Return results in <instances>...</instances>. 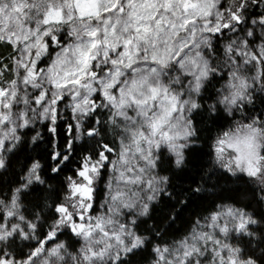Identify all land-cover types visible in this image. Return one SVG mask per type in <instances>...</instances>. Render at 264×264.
<instances>
[{
	"label": "snow or ice",
	"instance_id": "obj_1",
	"mask_svg": "<svg viewBox=\"0 0 264 264\" xmlns=\"http://www.w3.org/2000/svg\"><path fill=\"white\" fill-rule=\"evenodd\" d=\"M250 3L260 4L264 0H232L228 6L221 0H60L59 3L0 0V20L9 25L0 23V42L16 45L19 52L14 69L17 79L5 84L3 69H0V153L17 147L22 140L19 130H31L30 126L38 121L46 120L48 131L58 134L61 104L70 121L65 131L72 135L67 150L74 152L75 142L82 136L99 146L86 151L88 154L76 172L80 180L67 177L69 191L64 199L71 203L55 204L57 218L43 239H37V225L31 222H27L26 227L11 221L5 224L7 218L17 215L14 210L18 209V197L12 196L10 207L5 205L6 213L0 216V243L9 241L10 237L14 243L15 234L24 240L37 239L38 246L27 255L21 251L20 259L0 246V264H38L45 251L63 260L64 244L46 249V242L65 228L85 241L81 254L71 257L75 264H124L121 254L135 256L138 249L147 250L150 241L135 231L137 218L149 216L152 202L158 198L171 196L166 188L169 177L154 170L161 167L165 146L174 155L175 165L182 167L185 144L176 141H185L191 132L187 125L181 128L172 123L179 119L174 113L182 117L188 110L187 101L175 91L169 95L170 89L165 86L162 89L165 103L157 112L149 107V101H156L161 89L151 88V96H144L138 93L137 80L133 77L148 72L152 76H163L169 68L180 70L183 80L191 77L192 90L199 92L202 82L218 71L210 64V54H217L213 38L230 32L232 36L226 38L223 55L227 64L235 66L231 75L238 83L230 85L235 91L221 103L236 105L244 100L248 97L249 85L239 75L241 66L264 65V14L252 19L250 27H241L248 23L246 11ZM126 12L133 17L132 27L121 25ZM61 32H65L68 42L59 35ZM42 57H49L47 67L40 66L44 62ZM69 63H72L71 70L66 67ZM176 83H181L179 77ZM105 111L109 113L108 124L114 131L119 129L116 131L118 152L103 140L107 127L104 121L95 118L97 113ZM244 127L248 129L247 134L231 140L228 146L236 153V167L264 183V155L260 154V145L256 143L257 135L264 128L247 124ZM38 139L39 133H36L32 140ZM225 143L224 139H219L220 146L215 151L221 153ZM111 154H115L116 159H111ZM69 157V151L55 153L52 158L58 163L52 171L58 172ZM5 167V158L0 155V169ZM40 168L38 161L31 163L15 192L22 193L35 182L44 183L38 174ZM105 168L118 173L117 182L140 185L141 190L126 199L127 194L118 188L110 196L113 203L108 214L92 216L89 214L93 208L89 203L93 199L92 185ZM126 173H134V176ZM121 216H125L124 221L119 219ZM127 216L132 219L127 220ZM221 217H230L234 225L230 228L228 222L218 224ZM19 221H24L22 215ZM251 223L254 221L243 210L227 207L223 212L212 214L209 227L217 228L225 237L230 231L251 236L248 231ZM99 245L102 247L97 248ZM151 251L155 255L153 264H205L209 254L212 259L208 264H253V260L245 261L240 257L239 248L203 230L193 229L190 237L181 240L178 247L154 246ZM42 264L49 261L45 259Z\"/></svg>",
	"mask_w": 264,
	"mask_h": 264
},
{
	"label": "trees",
	"instance_id": "obj_2",
	"mask_svg": "<svg viewBox=\"0 0 264 264\" xmlns=\"http://www.w3.org/2000/svg\"><path fill=\"white\" fill-rule=\"evenodd\" d=\"M221 2L228 6L232 0H221ZM258 14H264V3H250L246 11L248 23L243 26L250 27L251 20L259 18ZM59 35L63 37L65 43L68 41L69 38L66 37L65 32ZM225 38L226 32L224 35L215 36L212 40L217 54H210V64H214L218 71L214 76L210 75L203 81L202 92L197 97L202 106L201 109L188 114V118L193 120L196 135L190 137L189 146L182 150L186 157L184 165L177 169L173 158L165 149H162V164L155 169V172L169 177L166 188L171 196L164 195L158 198L152 202L153 207L149 216L137 218L135 231L137 235L146 237L150 241L147 244V250L138 249L135 256L122 254L121 259L124 264L150 263L153 259L152 247L174 243L187 233L194 221L202 219L220 205L237 207L259 221L256 226H248L251 236L233 233L228 237V243L242 249L240 252L242 259L253 258L258 261V264H264V185L244 173L233 174L220 167L213 151L216 138L237 122L254 120L259 127L264 128V65H259L260 89L250 93L248 100L234 108L229 115L216 100L217 91L225 79V72L221 65V42ZM54 53L55 51L52 55ZM14 55L15 50L12 44L7 41L0 42V69H3V79L12 78ZM42 60L44 62L40 66L44 67L49 57H42ZM212 106L215 107L214 113L211 111ZM61 117L58 121V134L48 131L46 120L34 123L30 126L31 130L20 129L18 134L22 136V140L11 152H4L3 157L7 166L5 169H0V201L5 202L20 186L21 178L26 175L31 163L37 161L40 163L41 168L38 174L44 183L35 182L18 194L19 211L28 222L37 225L35 231L37 239H43L46 236L57 218L54 206L65 200L67 177L72 176L79 180L76 172L83 163V157L88 154L86 151L99 148L95 141L82 136L75 142L77 147L74 152L67 150V142L72 139V135L65 129L70 121L64 115V110L61 112ZM107 117L108 115L103 112V114L97 113L95 118L104 121L107 126L102 134L103 140L116 148V131L113 130L112 125L108 124ZM36 133H39V139L33 142L32 137ZM97 139L101 138L97 137ZM66 151H69V160L60 166L58 172H53L52 168L58 163L52 158L53 155ZM157 155H160L159 151ZM105 170L106 168L102 170L100 178L94 179L93 206L101 196V183ZM196 188L200 191H194ZM0 216H3L1 206ZM37 239L22 240L16 235L14 243L10 240L5 251L10 252L16 259H20L21 251L27 255L30 249L38 246ZM54 242L63 243L69 251H75L78 246V239L67 228L59 231L52 241L46 242V246Z\"/></svg>",
	"mask_w": 264,
	"mask_h": 264
},
{
	"label": "rangeland",
	"instance_id": "obj_3",
	"mask_svg": "<svg viewBox=\"0 0 264 264\" xmlns=\"http://www.w3.org/2000/svg\"><path fill=\"white\" fill-rule=\"evenodd\" d=\"M241 27L246 28L243 25H241ZM256 31H257V33L259 35L260 30H259L258 27H257ZM231 36H232V33L226 32V38L227 37H231ZM226 38L221 42V47H222V63H221V65H222V69L225 72V79L221 83V85H220V87H219V89L217 91L216 100H217L218 104L224 109V111L227 112V113H229L234 108L240 106L244 102V100L238 101L236 105H229L227 103H221V101L223 100V98L225 96H230L231 93L233 91H235V89L233 87H230V85L237 84L238 83V81H235V80L232 79V75H231L232 71L235 70V66H232V65L227 64L226 61H225V57L223 55V47H224V44L226 43ZM257 43H259V41H257ZM12 46L14 47L15 55L12 58V75H11L12 78L11 79H17L18 77L15 75L14 69H15V60L19 56V52L17 51V46L16 45L12 44ZM254 47H255V45H254ZM54 56H55V53L52 55V57H54ZM44 67H47V64ZM239 75L241 76V78L245 79L246 80V83L249 85V87L246 90L247 93H248V96L250 95V93L255 92V91H257V90L260 89V86L261 85H260V80H259V77H260L259 65H253V64H249V65H246V66H243L242 65L241 66V69H240V72H239ZM11 79H9V80H11ZM191 79H192L191 77H188L187 80H185V82H188ZM3 80H4L5 84L7 83V81H9L6 78L3 79ZM64 103L66 104V103H68V101L66 100V101H64ZM17 107H20V106L18 105ZM60 109H61V112L64 110V105L63 104L60 105ZM105 113L107 115H109L108 112L105 111ZM177 114L178 113H174V115H177ZM252 122H253V120L248 121V122H243V123L248 124V123H252ZM238 123H240V122H237V123L233 124L225 132L234 130L235 126ZM255 126L256 127H259L257 123H255ZM116 131H119V129H117ZM225 132H223L222 134H220L216 138V140L214 141V143H213L214 156H215V152H216L215 151V148L218 147V146H220V145L217 144V141L219 139H224V133ZM116 141L117 142H116V148L115 149L118 152L119 151V138L118 137H117V140ZM176 143H178V144L179 143H185V141L177 140ZM189 143H190V140H189ZM221 147L225 148L226 151L228 153H231L233 156L236 154L233 149L226 148V145H223ZM163 149L166 150V152L168 153V155H170L173 158V160L175 159L174 155L167 150L166 146ZM3 154H4V152L3 153H0V155H3ZM111 159H116V155L115 154H111ZM224 169H226L227 171H229L227 168H224ZM154 172H155V170H154ZM229 172H231V171H229ZM236 173H244V172L236 171ZM244 174H246V173H244ZM126 175L129 176V177H132V176H134V173H126ZM116 176H118V173H113L108 168H106V170L104 172V178H103L102 183H101V196H100L99 200L97 202H95L93 208L89 210V214L90 215H92V216L107 215L108 214V209H109V207L112 206V203H113L111 201V199H110V196L112 194H115L118 188L120 190H123L127 194L126 197H125L126 199L129 198V197H131V194L132 193L139 192L141 190V186L140 185H136V184H127V185H125L124 181L117 182ZM109 185H111V188H109ZM92 187H93V185H92ZM68 191L69 190L67 188V192ZM14 194L17 195V197H18V194L14 190L12 192L10 198L7 201H5L4 204H0L1 209H2V212H3V215H5L6 210H7L6 207H5V205H7L8 207H10V205H11V198H12V196ZM64 202L69 203V204L71 203L70 201H65V200H64ZM17 203H18V199H17ZM89 203H92L93 204V199H92V201H89ZM227 207H232L234 209H239V208L234 207V206H231V205H220L214 211H212L209 214H207L206 216H204L202 219L194 221V223L192 224V226L190 227V229L187 231V233L185 235H183L181 238H179L178 240H176L174 243H170V244H167V245H158V246L161 247V248H163V247H169V248L178 247L179 246V242L181 240L185 239V237H190L193 229H195L196 231L203 230V231H207V232L213 233L217 238L221 239L224 243H228V237L230 236V234L237 233V232L230 231V233L228 234V236L225 237L223 234L219 233V231H218L217 228L209 227V225L211 224V216H212V214L223 212V211H225L227 209ZM14 211L17 212V215L15 217H12V218H7L4 221L5 224H8V222L11 221L12 223H21V226L22 227H26V224L25 223L19 221V215H21V213L19 211V208L16 209V210H14ZM123 211H124L125 215H127V210L125 209ZM245 214L248 215V213H246V212H245ZM76 219L78 220V217ZM119 219L121 221H124L125 220V216H121ZM131 219H132V216H127V220H131ZM225 222H228L229 223V227L230 228L235 223V221H232V219L230 217H221V218L218 219V222L217 223L222 225ZM76 238L78 239V246H77V248H76L75 251H69L66 248H64V249L61 250V255L64 257L63 260L59 259L58 257L49 256L48 255V252L45 251L44 253L41 254L40 259L38 261V264H42L43 260H45V259H47L49 261V264H75V261H73L71 259V257L80 255L81 254L82 247L85 246V241L82 238H79V237H76ZM96 238L99 239L100 238V234H98L96 236ZM31 240H33V239H31ZM59 243H61V242H54V243L46 246V249H51V248L55 247L57 244H59ZM99 247H102V245L97 246V248H99ZM209 248H211V245H209ZM32 249H30L29 252ZM223 255L225 257H227V253L226 252H224ZM154 259H155V255L153 253V259L148 264H153ZM211 259H212V257L209 254L208 255V261H211ZM208 261H206L205 264H208ZM84 264H87V262H84Z\"/></svg>",
	"mask_w": 264,
	"mask_h": 264
},
{
	"label": "clouds",
	"instance_id": "obj_4",
	"mask_svg": "<svg viewBox=\"0 0 264 264\" xmlns=\"http://www.w3.org/2000/svg\"><path fill=\"white\" fill-rule=\"evenodd\" d=\"M48 2L59 3L60 0H45V3H48ZM120 22H121V25L124 27L134 26L133 17L129 16L127 12H126L125 16L121 19ZM0 23L4 24L6 27L9 26L6 21L0 20ZM72 60L74 62V58H72ZM66 67L68 68V70H71L72 63H69L68 65H66ZM178 77L180 78L181 83H183V85H184L183 87H181V83H176V80ZM133 79L137 80V91H138V93H143L144 96H148V97L151 96V92H150L151 88L159 87L161 89V93H160V96L158 97V99L156 101H151V100L149 101V107H153L155 109V111H157V112H159L162 109V107L165 103V101L163 99V91H162V89L165 86H167L170 89L169 95L172 94V91H175L176 94H178L182 97L183 101H187L186 108L188 110H186L183 113L182 117H181V114L178 113L176 115V117H178L179 119H174L172 121V123L177 124L181 128L184 127L185 125H187L188 129L191 132V135L185 140L184 144H185V147H188L189 146V138L196 135V132L193 129V120L188 118V114L194 113L196 110H199L202 107L201 104L199 103L197 97H199V95L202 92L203 82L201 84V88H200L199 92H194L192 90L191 85H190V81L185 82V80H183V72L180 70H172L171 68H169L167 70V74L163 75V76H152L150 72L144 73L143 75H141L140 73H137L136 76L133 77ZM141 98H143V97H141ZM247 100H248V97H245L244 101H247ZM192 105H196V107L193 108V107H191ZM211 111L213 113L215 112L214 106L211 107ZM228 114L231 115V112H229ZM255 123L256 122L253 120L252 123H248L247 125H254L255 126ZM244 125H246V124L241 121L240 123H238L235 126L234 130L225 132V133H228V136H224V140L226 141V143H225L226 148H230L228 146V144H229V142H231V140H234L238 136L243 137L244 135L247 134L248 129H246L244 127ZM256 143L258 145H260L258 151L260 152L261 155H264V154H262V153H264V131H262L261 133H259L257 135ZM215 159L217 160L220 167L231 169V172L233 174H235L236 171L243 172L242 169H238L236 167V163H235L236 154L233 156L231 153H228L225 148H223V151L221 153L215 152ZM185 160H186V157L184 156V161ZM262 163H264V162H262ZM5 165L7 166L6 160H5ZM174 166L177 169H179V167L176 166L175 163H174ZM5 168H3V169H5ZM256 180L260 182L259 179H256ZM261 184L264 185V183H261ZM15 191H16V189H15ZM17 194H19V193H17ZM19 207H20V205L18 204V208ZM22 216L24 217L23 223L26 224L28 221L26 220L24 215H22ZM247 216L252 221H254V223H251V225L256 226L259 224V221L257 219L253 218L250 215H247ZM143 217H146V216H143ZM53 223H54V221H53ZM33 224H35V223H33ZM248 231L250 232L249 229H248ZM14 238H15V234H14ZM12 239L13 238L10 237L9 241H4V242L0 243V246L6 247L9 244L10 240H12ZM22 240H24V239H22ZM237 248H239V247H237ZM239 249L241 252L242 249L241 248H239ZM249 259L253 260V264H258V261L256 259H253V258H247V259H243V260L246 261Z\"/></svg>",
	"mask_w": 264,
	"mask_h": 264
}]
</instances>
